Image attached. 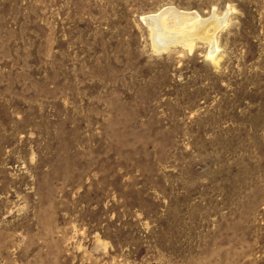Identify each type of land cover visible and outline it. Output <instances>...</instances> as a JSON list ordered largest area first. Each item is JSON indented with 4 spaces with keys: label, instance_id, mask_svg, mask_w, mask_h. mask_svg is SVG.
Masks as SVG:
<instances>
[{
    "label": "rangeland",
    "instance_id": "obj_1",
    "mask_svg": "<svg viewBox=\"0 0 264 264\" xmlns=\"http://www.w3.org/2000/svg\"><path fill=\"white\" fill-rule=\"evenodd\" d=\"M0 264H264V0H0Z\"/></svg>",
    "mask_w": 264,
    "mask_h": 264
},
{
    "label": "bare ground",
    "instance_id": "obj_2",
    "mask_svg": "<svg viewBox=\"0 0 264 264\" xmlns=\"http://www.w3.org/2000/svg\"><path fill=\"white\" fill-rule=\"evenodd\" d=\"M143 18L151 30L153 43L157 49H163L172 44H180L190 48L192 40L199 39L209 42L213 51L215 47L214 33L225 22L224 17L215 14L201 18L195 12L178 10L173 6H167L160 12ZM187 23L191 24L190 28L184 27ZM176 26H181L183 29L177 31L174 29Z\"/></svg>",
    "mask_w": 264,
    "mask_h": 264
}]
</instances>
